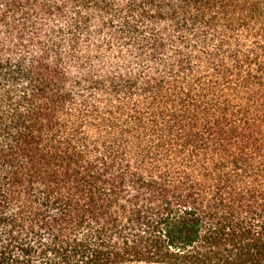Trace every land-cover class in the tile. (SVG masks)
I'll return each mask as SVG.
<instances>
[{
  "label": "trees",
  "instance_id": "16d2710c",
  "mask_svg": "<svg viewBox=\"0 0 264 264\" xmlns=\"http://www.w3.org/2000/svg\"><path fill=\"white\" fill-rule=\"evenodd\" d=\"M66 3L0 0V264H264V0Z\"/></svg>",
  "mask_w": 264,
  "mask_h": 264
},
{
  "label": "rangeland",
  "instance_id": "374dc122",
  "mask_svg": "<svg viewBox=\"0 0 264 264\" xmlns=\"http://www.w3.org/2000/svg\"><path fill=\"white\" fill-rule=\"evenodd\" d=\"M49 3H55L57 6L65 4L62 13L59 15L57 12L54 13V16L51 18L43 19L44 23L49 25H54L58 27L67 26L71 22L82 21L88 23L91 27L99 24L102 20L109 21L110 18L101 17L98 11L94 10V6H82L74 3H66V0H48ZM68 32L63 33V38L67 39ZM105 40L104 37L100 38ZM32 264H45L43 260L37 259L34 260Z\"/></svg>",
  "mask_w": 264,
  "mask_h": 264
}]
</instances>
